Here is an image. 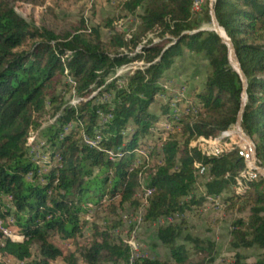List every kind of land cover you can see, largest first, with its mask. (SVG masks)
Masks as SVG:
<instances>
[{"label": "trees", "instance_id": "obj_1", "mask_svg": "<svg viewBox=\"0 0 264 264\" xmlns=\"http://www.w3.org/2000/svg\"><path fill=\"white\" fill-rule=\"evenodd\" d=\"M12 1L0 0V198L11 200L0 216L13 218L23 241L0 232V258L22 264H216V242L191 234L186 221L157 229L170 253L166 259H133L119 234L121 221L95 224L90 241L75 252L65 253L51 240L77 243L85 236L82 216L105 198L115 214L125 205L137 209L145 178L151 195L145 223L223 197L236 211L230 223L233 257L223 264H264V178L257 172L254 180H243L253 170L251 151L239 134L238 141L229 138L242 108L243 81L228 46L214 30L201 29L194 0L123 2L140 20L130 39L113 20L90 33L83 22L87 32L61 36L27 20ZM214 11L247 79L242 127L264 167V0H215ZM205 17L210 22L209 9ZM157 31L164 44L150 40L141 46L142 37ZM186 51L204 54L210 72L193 95L197 113L190 109L176 121L178 131L164 137L157 126L176 120L173 104L152 106L165 93L161 80ZM135 62L144 65L119 85L118 69ZM66 77L74 80V94ZM38 136L49 154L46 173L42 160L29 154ZM152 143L161 145L153 167L147 161L133 165L135 151ZM201 178L204 193L198 196ZM250 250L260 253L251 259L245 254Z\"/></svg>", "mask_w": 264, "mask_h": 264}, {"label": "rangeland", "instance_id": "obj_2", "mask_svg": "<svg viewBox=\"0 0 264 264\" xmlns=\"http://www.w3.org/2000/svg\"><path fill=\"white\" fill-rule=\"evenodd\" d=\"M125 1L127 0H13L12 5L16 11L27 18V20L35 21L39 26L46 27L61 36L68 33L75 34L78 29H81L83 32L89 29L87 31L90 33L91 28L105 24L106 20H113L114 26L120 32L125 33L126 37L130 39L132 35L138 33L140 20L138 17L133 16L123 9L122 3ZM210 2L211 0H194L193 13L196 18L202 22L201 29L205 31L214 30V24L210 13ZM206 9H209L210 22H208L205 17ZM83 22L87 27L86 30H82ZM103 34L104 38L107 40L109 38V31L103 29ZM159 34L160 32L157 31L142 37L141 46L145 45L150 40L164 44L165 42L160 38ZM168 38H170V36H168ZM120 51L128 53L131 50ZM143 65V62H135L118 69L115 75L118 79V84L124 85L129 76L132 75L136 69L143 67ZM209 72V62L204 54L186 51L182 57L176 59L175 64L166 72L164 78L160 82L165 88V93L159 94L155 98V103L152 106L154 110L159 109V106L166 105L168 102L173 104L175 111L173 113L176 120L168 121L164 119L160 121L156 132L163 131V136L167 137L169 133L178 131V128L174 127V125L181 116L190 112V109L192 113H197V109L192 108L195 107L193 103L195 101L192 100L193 95L202 88ZM65 82L72 86L71 94H74V80L71 77H66ZM67 98H69V96H67ZM109 98V95L103 97L104 100H108ZM75 100L76 99H71L70 103L72 104ZM72 126L73 125H70L69 129ZM229 132V138L238 141L239 133L236 125L230 129ZM84 136L85 134L82 135L83 139ZM41 139L42 137L38 136L31 141L29 145V154L31 157H35V159L42 160V166L46 173L49 169V164H47L48 160L46 161L49 154L46 151L44 142H40ZM160 146V143L157 145L152 143L149 146L138 148L135 151L133 165L136 164L137 166H141L148 162V164L153 167L156 163L155 154L153 156V153L160 148ZM199 146L200 145H198V147ZM145 155L148 156V159ZM257 174L256 171L252 170L250 174H246L243 177V180H254ZM143 179L141 181V190L137 196L140 201L137 209H134L131 205H125L119 208L118 214H115L111 201L105 198L102 201V205L90 206V212L82 216V220L87 224L84 230L85 236L77 239V243L73 240L63 241L57 236L52 237L51 240L65 253L75 252L78 244V246H84L90 241L93 234L92 227L95 224L103 226L106 221H110L111 223L121 221L122 225L119 229V234L132 248L133 259L138 257L166 259L169 257L170 253L169 250L159 242L157 229L164 225L186 221L188 227L187 231L191 234L201 237L202 239H210L216 242L218 252L216 264H223L231 261L233 253L229 244L231 240L230 223L232 217L236 215V211L229 209V206L224 203L223 197H221V199L216 198V203L213 202V198L209 197L207 198L209 201L208 203H204L202 206H193L192 209L186 210L182 215L176 214L171 216V218H162L156 223L148 224L144 222L143 215L145 206L148 203V198L151 195L148 196L147 183L145 178ZM203 182L204 180L201 178L200 183L197 185L196 192L198 196L203 192ZM234 192H237L235 187ZM4 197L5 196L0 198V209L3 208V205H8L11 201L10 198ZM0 232L14 241H23V237L18 234L16 227H14V220L11 217L3 220L0 216ZM259 253L260 251L258 250L245 252L251 259ZM0 260L5 264H22L11 257L0 258ZM58 263L64 264L61 260H59Z\"/></svg>", "mask_w": 264, "mask_h": 264}, {"label": "water", "instance_id": "obj_3", "mask_svg": "<svg viewBox=\"0 0 264 264\" xmlns=\"http://www.w3.org/2000/svg\"><path fill=\"white\" fill-rule=\"evenodd\" d=\"M214 2L215 0H211L210 2V8H211V17H212V21H213V24H214V30L215 32L217 33V35L222 39V41L228 46V49H229V61L231 63V65L233 66V68L239 73V75L241 76L242 78V81H243V94H242V108H241V111H240V114H239V117H238V121H237V124H236V128L238 130V132L240 133V135L248 142L250 143L253 148H254V152H255V157L257 158V150H256V146L254 144V142L251 140V138L249 136H247L243 130V127H242V117H243V113H244V110H245V101H246V96H247V79H246V76L245 74L243 73L242 69H241V66H240V63H239V60L236 56V52H235V48L231 42V40L229 39V37L226 35V33L224 32V35L223 36L221 34V27L219 26L218 24V21H217V18H216V15H215V11H214ZM260 172L264 178V168H261L260 169Z\"/></svg>", "mask_w": 264, "mask_h": 264}, {"label": "bare ground", "instance_id": "obj_4", "mask_svg": "<svg viewBox=\"0 0 264 264\" xmlns=\"http://www.w3.org/2000/svg\"><path fill=\"white\" fill-rule=\"evenodd\" d=\"M221 34L223 35V36H225L224 35V32L221 30ZM239 133V132H238ZM239 135H240V133H239ZM240 137H241V139H242V141L244 142V138L240 135ZM245 143V142H244ZM249 147H250V149H251V165H252V168H253V170H255L256 172H258L261 176H262V174H261V172H260V169L261 168H259V166H257V163H256V159H255V157L254 156H252V151H253V153H254V155H255V152H254V148H253V146L251 145V144H247ZM207 168V167H206ZM152 192V191H151ZM6 198V197H5Z\"/></svg>", "mask_w": 264, "mask_h": 264}, {"label": "built area", "instance_id": "obj_5", "mask_svg": "<svg viewBox=\"0 0 264 264\" xmlns=\"http://www.w3.org/2000/svg\"><path fill=\"white\" fill-rule=\"evenodd\" d=\"M244 142H245V144H250V143H248L245 139H244ZM98 143L99 142H97V145H98ZM42 146V145H41ZM252 156H254L255 157V155H254V153H253V151H252ZM255 159H256V157H255ZM256 161L258 162V164H259V168H263L262 167V165H261V162L260 161H258L257 159H256ZM205 169H207L206 167H205ZM39 172H43V171H39ZM153 189H151V191H152Z\"/></svg>", "mask_w": 264, "mask_h": 264}]
</instances>
